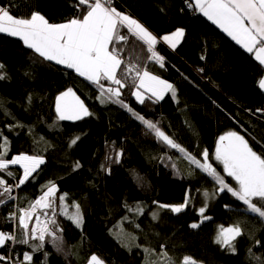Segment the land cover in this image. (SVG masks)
Returning a JSON list of instances; mask_svg holds the SVG:
<instances>
[{
	"label": "trees",
	"instance_id": "trees-1",
	"mask_svg": "<svg viewBox=\"0 0 264 264\" xmlns=\"http://www.w3.org/2000/svg\"><path fill=\"white\" fill-rule=\"evenodd\" d=\"M115 1L113 7L130 14L158 38L178 28L185 30L176 50L162 43L156 46L164 57L163 68L144 59L150 54L135 38L130 37L125 46V59L138 57L150 72L174 85L175 100L169 93L158 103L146 99L141 105L131 89L125 88L124 102L134 112L158 122L166 134L198 159L204 149L212 157L218 137L228 131L243 135L252 149L264 156V113L257 111L264 109V92L258 86L264 67L204 16L189 13L186 0ZM76 3L0 0L13 16L29 17L37 11L57 24L79 15ZM122 31L127 34L126 29ZM0 63L4 65L0 74L5 76L0 79V132L9 142L6 158L26 153L42 155L46 160L34 179L13 188L15 199L0 197L6 200L0 204V231L10 233L16 226L17 238L23 239L18 220L9 219L8 214L28 209L49 181L58 187L55 219L62 229L57 233L60 240L52 243L46 236L44 247L33 254L32 264H88L93 254L106 264H165L159 255L161 245L176 264L185 255L198 264H258L252 254L264 260V247L254 244L258 239L264 245V220L248 213L229 193L208 201L205 214L211 220L198 228L190 227L200 223L197 210L205 202L203 193L213 192L215 181L158 140L126 108L101 103L91 82L44 60L22 40L2 33ZM69 87L85 102L91 116L78 121L58 120L55 98ZM77 136V143L69 146ZM119 150L123 151L119 163L106 159H114ZM9 170L17 177L23 171L19 165H10ZM65 193L69 213L75 211L73 202L80 205L81 227L59 215L58 197ZM186 195L191 197L190 204L181 213L159 207L180 204ZM139 207L143 214L135 211ZM41 212L38 207L33 216H41ZM237 222L245 235L236 240L233 254L215 239L219 225L228 227ZM38 243L34 239H29V244L7 243L0 248V255L22 260L23 253L31 252L30 246Z\"/></svg>",
	"mask_w": 264,
	"mask_h": 264
},
{
	"label": "snow or ice",
	"instance_id": "snow-or-ice-1",
	"mask_svg": "<svg viewBox=\"0 0 264 264\" xmlns=\"http://www.w3.org/2000/svg\"><path fill=\"white\" fill-rule=\"evenodd\" d=\"M186 3L188 7L199 10L247 52L254 53L255 59L264 66V0H186ZM75 7L78 16L57 24L50 23L37 11H33L29 17H16L8 8L0 5V33L19 37L27 48L32 49L44 60L63 65L91 82L98 89L97 99L101 103L111 102L126 108L146 129L153 132L158 140L183 154L190 164L213 178L215 189L211 193L208 191L203 193L205 202L197 210L201 218L200 223H193L190 227L198 228L201 223L212 219L205 214L208 201L222 193L231 194L236 201L242 202L248 213L264 220V156L257 154L243 135L236 131H228L218 137L212 157L209 150L204 149L198 159L166 134L158 126V122L148 120L145 116L134 112L122 99L125 88L131 89V95L141 105L145 104L146 99L158 103L167 93H171L174 100L176 98V88L172 83L150 72L147 64L140 63L138 57L133 61L131 58L125 59L124 56L125 46L128 45L130 37H133L146 46V51L150 55L144 59L154 61L163 68L164 57L155 50L157 36L130 14L112 7V0H77ZM122 29H126L127 34H124ZM184 36L185 30L178 28L171 34L164 35L160 40L175 49ZM3 68L4 65L0 63V69ZM4 78L5 76L0 74V79ZM258 86L264 89V77L259 80ZM55 111L60 121H78L92 115L85 102L71 87L55 98ZM257 111L264 113V109ZM79 138V136L73 138L69 146L76 144ZM8 143L7 137L0 132V197L6 196L7 200H13L15 199L11 195L13 188H19L30 179H34V174H38V170L46 160L42 155L26 153L7 159ZM122 156L123 151L119 150L116 151L114 159L111 156L106 159L112 163H119ZM213 158L223 166L224 175H221L212 163ZM10 165H19L23 170L22 174L17 177L9 170ZM78 167H80L79 162L76 163V168ZM171 167L176 166L172 164ZM5 176L12 178L15 183H9ZM225 176L232 178L235 186L229 184ZM44 187L46 190L42 191L28 209L21 208L18 212L10 214L9 219L18 220V226L24 231V238L18 239L15 232L0 231V248H4L8 242L29 244V239L38 240L39 243L30 246L32 251L24 252L22 260H14L11 255H0V264H32L33 254L44 247L46 236L52 238V243L60 240L57 233L62 229L55 219L58 187L54 181H49ZM66 197V193L58 197L59 215L67 216L77 227H81L83 216L80 205L73 202L72 207L75 211L69 213ZM190 200L191 197L186 195L180 204H160L159 207L170 209L173 213H181L189 207ZM4 203L6 200L0 199V204ZM38 207L42 209L41 214L45 219L41 222L40 215H36L35 223L29 228V222ZM224 207L229 208L230 205ZM129 211L133 209L129 208ZM135 211L137 214H143L142 207ZM244 235L245 232L239 222L228 227L219 225L215 243L234 254L236 240ZM254 244L264 247L258 239ZM161 249L159 255L163 257L165 264H176L163 250V245ZM148 251L149 249H145V252ZM249 253H252L251 248ZM252 255L258 264H264V260ZM88 264H104V261L93 254ZM180 264H198V262L193 257L185 255Z\"/></svg>",
	"mask_w": 264,
	"mask_h": 264
},
{
	"label": "crops",
	"instance_id": "crops-1",
	"mask_svg": "<svg viewBox=\"0 0 264 264\" xmlns=\"http://www.w3.org/2000/svg\"><path fill=\"white\" fill-rule=\"evenodd\" d=\"M121 12V11H120ZM195 12L197 13V14H201L202 16H204L202 13H200L199 12V10H195ZM124 13V12H123ZM205 17V16H204ZM206 19H207V17H205ZM208 20V19H207ZM209 22H211L210 20H208ZM212 23V22H211ZM213 24V23H212ZM215 27H217L222 33H224L229 39H231L232 40V38L231 37H229L225 32H223V30L222 29H220L217 25H215V24H213ZM2 34H5V35H8L7 33H2ZM8 36H10V37H13V38H17V39H20L19 37H14V36H11V35H8ZM156 36V35H155ZM158 38V37H157ZM184 39V38H183ZM182 39V40H183ZM21 40V39H20ZM182 40H181V42H182ZM234 43H236L234 40H232ZM23 42V41H22ZM180 42V43H181ZM159 43H162V44H164V45H166L167 47H169L171 50H176L177 49V47L180 45V43L177 45V47L175 48V49H173V48H171L170 47V45H168L167 43H164L162 40H160V38H158V42H157V44L155 45V48H156V46L159 44ZM237 44V43H236ZM240 48H242L246 53H248V54H250V55H252L253 57H254V59H255V55H254V53H249V52H247L241 45H239V44H237ZM256 60V59H255ZM257 61V60H256ZM52 62H54V61H52ZM258 62V61H257ZM259 63V62H258ZM260 64V63H259ZM264 67V66H263ZM263 92H264V89H261ZM169 93H167L166 95H168Z\"/></svg>",
	"mask_w": 264,
	"mask_h": 264
},
{
	"label": "rangeland",
	"instance_id": "rangeland-1",
	"mask_svg": "<svg viewBox=\"0 0 264 264\" xmlns=\"http://www.w3.org/2000/svg\"><path fill=\"white\" fill-rule=\"evenodd\" d=\"M116 2V1H115ZM116 4H112V7L113 6H115ZM195 10V9H194ZM122 12V11H121ZM192 14H194V13H192ZM156 49V48H155ZM61 66H63V65H61ZM64 67V66H63ZM167 95L165 94V97H166ZM165 99V98H164ZM238 133V132H237ZM240 134V133H239ZM241 135V134H240ZM246 139V138H245ZM247 140V139H246ZM250 145V144H249ZM251 147V146H250ZM212 163L214 164V166L215 167H217V170L221 173V175H224V173H223V166L221 165V164H219V162H216L215 160H214V158L212 159ZM212 178V177H211ZM213 179V178H212ZM225 179H226V181L229 183V184H232L233 186H235V181H233L232 180V178H230V177H227V176H225ZM41 217H42V219H45V217L43 216V215H41ZM32 219H33V217H32ZM29 224H30V222H29ZM130 239V238H129ZM130 241L132 242L133 241V239H130ZM134 244H137V241H136V239H135V242H134ZM101 259V258H100ZM102 260V259H101ZM104 264H106L105 262H104Z\"/></svg>",
	"mask_w": 264,
	"mask_h": 264
},
{
	"label": "bare ground",
	"instance_id": "bare-ground-1",
	"mask_svg": "<svg viewBox=\"0 0 264 264\" xmlns=\"http://www.w3.org/2000/svg\"><path fill=\"white\" fill-rule=\"evenodd\" d=\"M187 4V3H186ZM124 13H127V12H124ZM128 14V13H127ZM13 212H16V211H13ZM10 214L11 213H9L8 214V217H10ZM16 220L17 219H14V221L16 222ZM41 220V222H43L44 221V219H40ZM33 223H35V219H32L31 221H30V224H29V227L31 226V224H33ZM37 227H39V225H37ZM12 232H15V234H16V226H14V230L12 231ZM12 232H10V233H12ZM9 244H14V243H12V242H8Z\"/></svg>",
	"mask_w": 264,
	"mask_h": 264
},
{
	"label": "built area",
	"instance_id": "built-area-1",
	"mask_svg": "<svg viewBox=\"0 0 264 264\" xmlns=\"http://www.w3.org/2000/svg\"><path fill=\"white\" fill-rule=\"evenodd\" d=\"M112 4H113V5L115 4V0H112ZM185 8H186V10H187L189 13H196L195 10H194L193 8L188 7L187 4L185 5ZM33 219H35L34 216H33ZM40 219H42L41 216H40Z\"/></svg>",
	"mask_w": 264,
	"mask_h": 264
}]
</instances>
